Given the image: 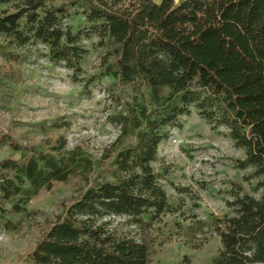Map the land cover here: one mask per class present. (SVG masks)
Wrapping results in <instances>:
<instances>
[{
    "label": "trees",
    "instance_id": "trees-1",
    "mask_svg": "<svg viewBox=\"0 0 264 264\" xmlns=\"http://www.w3.org/2000/svg\"><path fill=\"white\" fill-rule=\"evenodd\" d=\"M51 0H0V34L18 46L40 43L73 77L95 35L112 61L106 67L136 93L114 116L120 138L135 143L113 157L112 178L89 180L37 240L32 264H149L151 249L113 224L114 216L144 225L170 209L152 163L169 129L194 108L212 130L228 129L244 149L240 169L259 177L257 198L239 187L231 214L215 217L221 248L212 264H264V0H74L86 25L73 31L70 8ZM11 145L20 150L15 144ZM0 160V215L5 202L20 213L52 181H67L92 162L58 137L49 151L20 150ZM179 264H191L187 255Z\"/></svg>",
    "mask_w": 264,
    "mask_h": 264
},
{
    "label": "rangeland",
    "instance_id": "rangeland-1",
    "mask_svg": "<svg viewBox=\"0 0 264 264\" xmlns=\"http://www.w3.org/2000/svg\"><path fill=\"white\" fill-rule=\"evenodd\" d=\"M73 1L48 4L71 7L65 21L77 31L86 21ZM2 10L13 11V7L0 3ZM81 43L87 53L81 72L73 77L63 62L49 59L44 45L18 46L0 34V160H19L20 150L30 147L49 151L63 137L69 148H77L92 162L88 171L41 188L20 213L11 212L5 202L0 215V264H32L30 252L64 204L85 187L86 178L111 179L114 154L136 141L134 135L120 138L114 122L136 93L107 73L112 59L97 36H82ZM180 123L181 127L169 129L152 163L170 209L155 219L142 214L147 225H136L123 216L112 220L121 231L148 241L149 264H179L184 255L191 264H212L221 248L213 218L232 213L228 202L239 187L258 198L260 178L251 177L252 167L237 166L244 149L234 145L225 126L212 130L194 108Z\"/></svg>",
    "mask_w": 264,
    "mask_h": 264
}]
</instances>
